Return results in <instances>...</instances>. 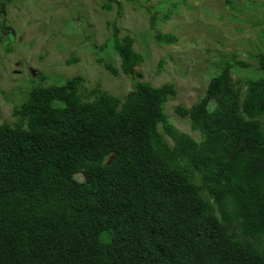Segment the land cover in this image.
Wrapping results in <instances>:
<instances>
[{"label":"trees","instance_id":"trees-1","mask_svg":"<svg viewBox=\"0 0 264 264\" xmlns=\"http://www.w3.org/2000/svg\"><path fill=\"white\" fill-rule=\"evenodd\" d=\"M111 24L120 62L106 67L139 74L134 38ZM250 54L176 108L198 138L169 122L170 82L30 88L0 123V264H264V47Z\"/></svg>","mask_w":264,"mask_h":264},{"label":"rangeland","instance_id":"rangeland-1","mask_svg":"<svg viewBox=\"0 0 264 264\" xmlns=\"http://www.w3.org/2000/svg\"><path fill=\"white\" fill-rule=\"evenodd\" d=\"M103 2L5 4L0 15V123L15 120L14 104L35 85L59 84L80 75L85 89L123 97L140 79L154 86L173 83L176 93L165 104L168 120L179 132L198 138L176 108L202 96L219 62L242 59L254 65L250 53L264 47V0H120L110 9L103 8ZM112 22L119 36L134 38V48L143 56L135 76L114 74L106 67L120 62L108 44ZM155 29L173 33L176 41L158 43Z\"/></svg>","mask_w":264,"mask_h":264}]
</instances>
